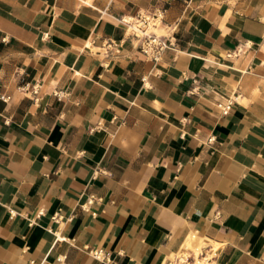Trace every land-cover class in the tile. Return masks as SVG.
Masks as SVG:
<instances>
[{
  "label": "crops",
  "instance_id": "1",
  "mask_svg": "<svg viewBox=\"0 0 264 264\" xmlns=\"http://www.w3.org/2000/svg\"><path fill=\"white\" fill-rule=\"evenodd\" d=\"M157 11L152 62L121 18ZM183 246L264 264V0H0V264Z\"/></svg>",
  "mask_w": 264,
  "mask_h": 264
},
{
  "label": "built area",
  "instance_id": "2",
  "mask_svg": "<svg viewBox=\"0 0 264 264\" xmlns=\"http://www.w3.org/2000/svg\"><path fill=\"white\" fill-rule=\"evenodd\" d=\"M162 12L157 11L153 14L138 13L132 17H122L121 21L129 31L130 36L136 40V47L138 51L152 62H158L161 60L164 52L167 49L175 47V38L171 34L158 33L155 28L162 21ZM123 40L115 42L108 40L103 44V48L106 53L115 52L118 53L122 46ZM242 52V48H236L230 55L237 56ZM195 86L189 91L193 93L198 89L196 78H192ZM29 92L37 99L39 92V85L34 84L31 86ZM55 96L59 97L57 93ZM7 98V97H6ZM238 95L229 96L215 103L216 108L221 115H227L230 113L233 104L236 102ZM4 100V98H3ZM212 139V138H211ZM209 139V141H211ZM195 238V235H191L190 239ZM87 252L96 260L101 262L110 263L111 255L108 251L100 247H86ZM216 253L211 248L198 247L195 250H191L186 246H183L180 250L170 255L163 264H214ZM60 264H67L65 258H57Z\"/></svg>",
  "mask_w": 264,
  "mask_h": 264
},
{
  "label": "rangeland",
  "instance_id": "3",
  "mask_svg": "<svg viewBox=\"0 0 264 264\" xmlns=\"http://www.w3.org/2000/svg\"><path fill=\"white\" fill-rule=\"evenodd\" d=\"M155 31H157V30H155ZM158 33H162V32H160V31H157Z\"/></svg>",
  "mask_w": 264,
  "mask_h": 264
}]
</instances>
